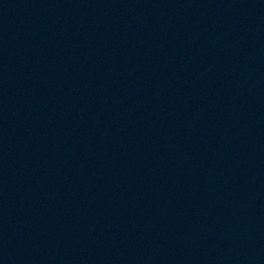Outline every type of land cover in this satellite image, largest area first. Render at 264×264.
<instances>
[{
  "label": "water",
  "instance_id": "water-1",
  "mask_svg": "<svg viewBox=\"0 0 264 264\" xmlns=\"http://www.w3.org/2000/svg\"><path fill=\"white\" fill-rule=\"evenodd\" d=\"M0 209L39 264H264V0H0Z\"/></svg>",
  "mask_w": 264,
  "mask_h": 264
}]
</instances>
